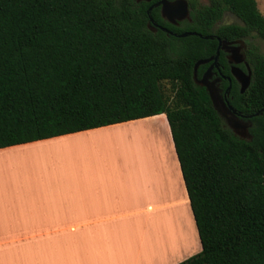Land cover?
Segmentation results:
<instances>
[{
    "label": "trees",
    "instance_id": "obj_1",
    "mask_svg": "<svg viewBox=\"0 0 264 264\" xmlns=\"http://www.w3.org/2000/svg\"><path fill=\"white\" fill-rule=\"evenodd\" d=\"M168 30L264 39L256 0H189ZM136 0H0V148L165 113L201 250L177 264H264V113L252 138L223 125L194 64L215 39L148 27ZM231 11L242 25H212ZM245 110L264 108V53L252 47ZM201 71L198 70V73ZM259 120H261L259 122Z\"/></svg>",
    "mask_w": 264,
    "mask_h": 264
},
{
    "label": "crops",
    "instance_id": "obj_2",
    "mask_svg": "<svg viewBox=\"0 0 264 264\" xmlns=\"http://www.w3.org/2000/svg\"><path fill=\"white\" fill-rule=\"evenodd\" d=\"M141 125L166 155L126 142ZM200 250L165 113L0 148V264H177Z\"/></svg>",
    "mask_w": 264,
    "mask_h": 264
},
{
    "label": "flooded vegetation",
    "instance_id": "obj_3",
    "mask_svg": "<svg viewBox=\"0 0 264 264\" xmlns=\"http://www.w3.org/2000/svg\"><path fill=\"white\" fill-rule=\"evenodd\" d=\"M141 1L149 2V6H151L157 3L159 0ZM187 2L189 9V17H186L184 19H175V22H171L162 16L161 5H154L153 8H159V14L163 21L168 22L169 24L175 27H180L182 23H184V21H192L190 14V2L189 0H187ZM198 2L208 3V0H198ZM226 12L228 11H224L223 15ZM220 20L216 21L212 25L213 29L218 28L220 25L223 24H243V21L241 19L240 20L242 23L240 24L219 23ZM153 23L155 28V30L153 31H156L157 29L162 30V28L164 27L161 23L155 21L154 19ZM165 32L173 35H179L176 32H173L168 29ZM206 35H212V38L205 39H215L216 47L213 53L209 54L204 58H200H209V60L205 63L200 64L197 69V79H201L205 75L204 84L198 82L196 83L203 86L207 90V92V87H209L213 92L215 106L218 110L217 113L219 114L223 125L229 128L232 133L237 137L245 140H250L252 138L251 129L254 126L252 118L254 116H259L264 113V108L254 112L245 110V107H247L248 105L246 102H244V96H242V94H244L251 85L253 79V55L250 52V49H252V47H255L259 52L263 53L260 50L258 44L255 43V37L258 36L250 35L245 37L232 36L230 38H222L215 34ZM220 40L222 41V44L219 47ZM218 48L219 52L217 53ZM198 70H200L201 72L198 73ZM244 83H247V85L244 87V89H242ZM257 112L260 113L256 114ZM260 121L261 120H259V122Z\"/></svg>",
    "mask_w": 264,
    "mask_h": 264
},
{
    "label": "rangeland",
    "instance_id": "obj_4",
    "mask_svg": "<svg viewBox=\"0 0 264 264\" xmlns=\"http://www.w3.org/2000/svg\"><path fill=\"white\" fill-rule=\"evenodd\" d=\"M257 6L261 13L264 15V0H256ZM219 23H242L241 20L232 12H226ZM255 43L258 44L260 50L264 53V39L259 37H255ZM142 126V127H141ZM134 127L137 129H131L132 131L129 134V138L127 141L133 148L138 147L140 148L141 152L143 153L144 150H148L151 153H157L158 156L166 155L167 149L166 145L158 136L156 130L153 127L143 126ZM141 128V129H139ZM163 144V145H162Z\"/></svg>",
    "mask_w": 264,
    "mask_h": 264
},
{
    "label": "water",
    "instance_id": "obj_5",
    "mask_svg": "<svg viewBox=\"0 0 264 264\" xmlns=\"http://www.w3.org/2000/svg\"><path fill=\"white\" fill-rule=\"evenodd\" d=\"M137 2H140L141 0H136ZM154 5H161V14L163 17H165L167 20L171 21V22H175V19H184L186 17H189V9H188V2L187 0H159L157 3L149 6V8L147 9V13L149 16V21H148V27L151 30H155L154 28V23H153V18L150 15V11L153 8ZM162 30L167 31L166 28H162ZM188 35H198L200 37L203 38H212V35H202L201 33L195 32V31H184L182 33L179 34L180 37H185ZM222 44V41H219V47ZM224 47V46H223ZM219 52V48L217 50V53ZM209 58L206 59H199L195 62L194 64V79L196 80V82L204 84V78L205 75L201 78V79H197V69L198 66L202 63H205L206 61H208ZM247 85V83L243 84V88ZM208 88V92H209V96L210 99L212 101L213 107L214 109L218 112L216 106H215V102H214V95L213 92L211 91V89L209 87ZM260 112H257L256 114H258Z\"/></svg>",
    "mask_w": 264,
    "mask_h": 264
}]
</instances>
